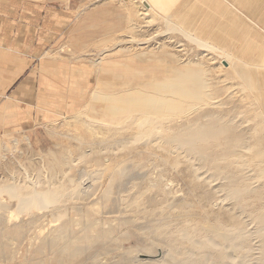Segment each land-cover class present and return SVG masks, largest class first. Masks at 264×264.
<instances>
[{
  "label": "rangeland",
  "instance_id": "obj_1",
  "mask_svg": "<svg viewBox=\"0 0 264 264\" xmlns=\"http://www.w3.org/2000/svg\"><path fill=\"white\" fill-rule=\"evenodd\" d=\"M90 1L0 0V29L13 32L24 50L36 52L37 63L43 67V73L50 78L51 88L47 95L48 100L45 101L46 108L44 106L42 113H37L31 128L12 135L9 143L4 144V148L0 146V151L1 148L4 151L0 157V181L10 180L21 185L26 184L30 177L44 181L46 175L51 174L49 169L55 165L53 176L54 173L55 176H59L54 181L62 179L70 186L68 189L72 190L75 188L74 185L79 183L81 174L85 172L87 181L93 183L97 189L95 199L98 198L99 205L91 210L88 209L91 200L88 203H82V200L76 205L82 207L85 215L91 214L94 210L99 212L106 210L103 217L111 220L112 216L114 220L112 223L116 228L115 236L109 243L113 250L108 254V258H103L104 263L162 264L161 250L167 248H172L177 259H187L186 246L189 243L179 241L177 239L179 233L181 235L183 230L193 232L197 225L208 226L215 220L213 215L212 218L210 214L207 215L208 202H205L202 189L194 186V182L185 172V164L181 167L186 174L184 172L180 174L173 167V161L165 162L156 154V152L161 154L156 149L140 151V147L134 145L126 149L123 147L122 152H117L118 148L115 149V145L122 144L119 140L127 141L131 131L121 133L117 129L115 132L117 122H110L108 117L99 116L89 104H93L91 94L93 90L122 95L127 91L133 92L136 88H143L144 83L175 77L173 64L176 65L177 60L175 62L168 59L155 63L153 62L155 56H150L151 60L142 58L128 60L125 55L130 53L127 49L120 50L121 48L135 45L137 49L141 47L158 51L160 45H173V51L183 54L186 52L183 49L188 47L195 61H200L201 51L177 42L174 39L177 37L175 30H167V20L163 18L165 15L155 14L153 9L146 11L147 8L142 6V1ZM172 1L177 0H167L169 7ZM135 6L138 10L134 8ZM168 12L177 14L175 10ZM158 33L161 40L158 42L151 40L154 38L153 35ZM168 33L171 36L166 38ZM132 34L136 36L137 42L129 37ZM179 38L182 39L180 36ZM144 40L149 41L147 44L143 43L144 45L138 43ZM236 54L243 55L244 52L236 50ZM91 59L95 62L92 63ZM208 63L213 67L207 76L210 91L213 92L217 87L224 88V96L228 95V99L225 100L227 104L221 110L234 108L232 102L240 103L243 105L244 115L238 112L239 109H234L230 116L234 120L244 121L246 115H252L249 109L245 113L249 102L255 103L252 93L246 92V88L240 85L237 78L227 74L231 72L230 68L226 71L223 68L224 72L221 71L219 60ZM208 63L206 65L210 66ZM161 69L167 73L159 72ZM241 95L245 96L246 100H242ZM235 96L238 100H235ZM78 116L81 121L77 120ZM95 121L99 123L106 121L111 128L103 127L102 131L97 132L99 128L95 126L99 125ZM88 126L95 127L96 132ZM107 146L113 149L106 151L104 147ZM89 147L93 149V153L83 159V153ZM162 154L163 157L167 156L164 152ZM95 158H101L99 164H96ZM183 161L185 162V159ZM60 162L65 163L62 169L58 168ZM106 164L109 165L108 170L100 173ZM144 175L147 178H144ZM68 179L74 182L71 184ZM43 181L38 189L48 187ZM23 191L27 192L28 188L24 187ZM59 199L61 204L64 198ZM182 199L185 204L171 205ZM73 202L76 201L64 199V204L75 214L76 220L83 219L81 214L72 210ZM3 205L7 208H2ZM126 206L131 210L127 213H118L119 209ZM38 211L37 209L33 215L38 214ZM11 212H15V217H22L24 224H21V221L9 223L10 217L5 214L9 215ZM30 215L25 214L23 208L19 206V200L0 195V264H61L49 247V241L54 237L52 234L57 232V226L53 228L52 233L49 230L52 228L47 226L50 218L33 219V215ZM116 216L120 219L122 216L136 218V221L121 227ZM187 219L191 222L188 223ZM164 223H167L165 231L162 228ZM15 224H19L21 228L15 230L13 227ZM9 225L12 227L9 228ZM37 234L43 237L37 239ZM161 238L166 239L165 245L160 241ZM36 247L41 248V251L35 249ZM206 252L212 254L218 264L230 263L217 250L208 246L199 247L190 258L197 264H202ZM84 257L82 256L78 262H82ZM233 259L238 262L248 261V264H256L257 261L256 257H251L242 250H238Z\"/></svg>",
  "mask_w": 264,
  "mask_h": 264
},
{
  "label": "bare ground",
  "instance_id": "obj_2",
  "mask_svg": "<svg viewBox=\"0 0 264 264\" xmlns=\"http://www.w3.org/2000/svg\"><path fill=\"white\" fill-rule=\"evenodd\" d=\"M141 1L142 6L147 8L146 11L153 9L149 0H139ZM234 1L198 0L193 15L181 14L173 18L163 16L167 20V30H175L177 37L174 39L177 42L201 51L200 61L194 60L188 47L183 49L186 51L183 54L173 51V45H160L157 48L158 51L141 47L137 49L135 45L120 49H127L130 53L125 55L128 60L135 58L151 60L150 56H155L153 61L155 63L165 62L168 59H173L175 62L177 60V64H173L175 77L144 83L143 88H136L133 92L127 91L122 95L94 90L91 92L93 104L90 103L89 106L92 110L99 116L108 117L110 122H117L115 132L117 129L121 133L126 130L131 131L127 141L119 140L122 144L115 145L114 148H118L117 152H122L123 147L126 149L134 145L140 147V151L156 149L161 152L156 154L165 162L173 161V167L180 174L184 172L181 165L185 164V172L194 182V186L202 189L205 202H208L207 215H213L215 218L208 226L200 224L193 229V232L183 230L181 235L179 233L177 239L189 243L186 246L187 259H177L172 248L165 246L167 249L161 250L162 264H197L190 257L199 250V247L205 246L217 250L230 262L229 264H248V261L238 262L233 259L238 250L256 257V264H264V61L260 64H250L243 58L248 56L245 53L238 55L237 49L224 48L225 44L231 45L237 42L239 36L244 37L248 43L253 42L252 32L256 30L261 31L262 46H264V26L262 25L264 6L261 9L264 0H261L260 7L250 4L241 9L242 16L237 17L234 20L235 27L228 30L227 10L233 13L238 11ZM238 1L241 0L235 2ZM136 4L138 5L137 1ZM134 8L137 9L136 6ZM153 12L159 13L156 10ZM214 34H216L215 37H213ZM167 35L166 38L171 36ZM153 36L151 40L156 42L161 40L159 33ZM129 37L137 42L133 34ZM148 41L138 43L147 44ZM102 52L105 53L104 50ZM91 60L92 63L95 62ZM215 60L220 61L221 71L224 72V69L226 71L230 68L231 72L227 74L237 78L240 85L246 88L245 91L253 94L251 96L255 103L250 101L245 110L246 113L249 109L252 115H246L244 121L234 120L230 116L234 109H239L238 112L244 115L242 104L232 102L234 108L223 111L221 109L227 104L225 100L228 99V95L224 96L225 89L217 87L213 92L209 89L210 83L207 76L213 67L208 61ZM207 63L210 66H207ZM159 72L167 73L163 69ZM234 98L238 100L237 96ZM241 99L246 100V97L241 95ZM77 120L81 121L79 116ZM95 123L99 125L95 126L99 128L97 132L102 131L103 127L111 128L106 121L100 123L95 121ZM95 127L89 128L95 131ZM104 148L106 151L113 149L108 146ZM162 152L167 156L163 157ZM92 153L93 149L89 147L82 158L85 159V156H91ZM100 159H94L96 164H99ZM64 166L65 163L60 162L58 168ZM53 168L49 169L51 174L46 175L44 181L41 180L44 184H48L46 189H38L42 183L40 178L30 177L23 185L10 180L0 181V195L19 200V206L27 215H33L38 209V214L33 215V219L50 218L47 226L52 228V230L49 229L52 233H54L53 228L57 226V232L52 234L54 237L50 239L49 247L53 254L57 255L61 264H109L104 263L103 258H108V254L113 250L109 246L116 233L112 216H110L111 220L104 218L106 210L103 212L94 210L91 214L85 215L82 207L76 205L79 201L88 203L91 200L88 209H95L99 205L98 198L95 199L97 189L94 188L93 183L87 181L88 178H85L87 174L84 172L85 174L79 175L80 180L74 185L75 188L69 190L70 186L66 185L64 180L59 178V181H54L59 175L55 176L54 173L53 176ZM108 168L109 165H104L100 173H105ZM143 177L147 178L146 175ZM68 181L71 184L74 182L71 179ZM24 187L28 188L27 192L23 191ZM60 197L76 201L73 202L72 210L81 214L83 219L76 220L75 214L70 212L64 204V199L59 204ZM105 198L109 197L105 196ZM183 204H185L184 199L171 205ZM2 208L7 207L3 205ZM130 210V207L126 206L119 209L118 213H127ZM5 215L10 217L9 223L21 221L20 223L24 224L22 217H15V212ZM116 218L121 227L136 221V218L124 216L122 219L118 216ZM187 221L191 222L190 219ZM121 222L124 223L121 224ZM165 224L167 223L162 224L163 231H165ZM8 227L11 228L12 225ZM13 227L15 230L21 228L19 224ZM36 236L37 239L43 237L40 234ZM160 241L165 245V238H161ZM38 251L40 252L41 248ZM82 256L86 259L84 257L82 262H78ZM208 261L211 262L210 264H218L213 255L206 252L201 262L206 264Z\"/></svg>",
  "mask_w": 264,
  "mask_h": 264
},
{
  "label": "crops",
  "instance_id": "obj_3",
  "mask_svg": "<svg viewBox=\"0 0 264 264\" xmlns=\"http://www.w3.org/2000/svg\"><path fill=\"white\" fill-rule=\"evenodd\" d=\"M235 1L237 13L230 12L229 9L226 12L228 30L235 27L234 20L242 16L241 9L250 4H256L258 7L262 5L261 0H241L237 3ZM149 2L153 10L171 18L181 14L193 15L198 4V0H177L172 1L169 7L167 0H149ZM169 10H175L177 14H170ZM262 25L264 26V20ZM252 38L253 42L248 43L244 37L239 36L237 42L231 45L225 44L224 48L243 50L248 55L243 57L244 60L260 64L264 61L261 31H253ZM20 43L13 32L0 29V146L3 148L4 144L9 143L12 135L31 128L37 113H42L44 106L46 108L45 101L48 100L47 95L51 92L50 78L43 73V67L37 63L36 52L24 50ZM3 148L0 157L4 154Z\"/></svg>",
  "mask_w": 264,
  "mask_h": 264
}]
</instances>
